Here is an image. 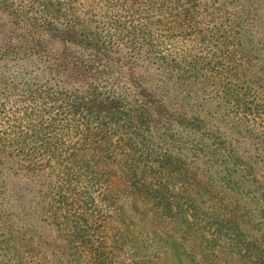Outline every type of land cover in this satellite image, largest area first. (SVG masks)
<instances>
[{
	"label": "trees",
	"instance_id": "trees-1",
	"mask_svg": "<svg viewBox=\"0 0 264 264\" xmlns=\"http://www.w3.org/2000/svg\"><path fill=\"white\" fill-rule=\"evenodd\" d=\"M178 1L92 0L93 26L74 0H0V154L23 163L0 156V207L38 264H264V141L191 104L206 69L225 113L264 123V83H232L236 55L264 66V0H215L233 38ZM175 31L225 54L162 58ZM11 235L0 264H24Z\"/></svg>",
	"mask_w": 264,
	"mask_h": 264
},
{
	"label": "rangeland",
	"instance_id": "rangeland-1",
	"mask_svg": "<svg viewBox=\"0 0 264 264\" xmlns=\"http://www.w3.org/2000/svg\"><path fill=\"white\" fill-rule=\"evenodd\" d=\"M74 1L75 3L71 6V11H75L77 17L85 20V22L90 21V23L95 26V20L99 19L100 17H95V14H101L102 12L93 9L95 8V4L92 3V0ZM178 2L183 3L184 0H179ZM193 14L196 17L195 21L197 23H206L208 24V27L214 29L215 31H218L217 36L224 35L225 32H227L226 34L230 35L231 38H233V29L232 27L230 29L228 26V20L229 18H232L233 11H226L222 9L218 4L215 3V0H201L199 7L196 8L195 11H193ZM172 40V44L165 40L161 50V57L176 64H182L181 62L184 56L196 57L199 59L201 58L206 61L213 60L216 62L219 61L225 54V49L222 48V45L216 48L215 43H206L204 45H196L192 43H189L188 45L183 44V42H181L180 40V31H175L174 33H172ZM170 53H172V56L167 57V55ZM256 54L257 52L255 51V53L248 54L246 55V57L241 58L239 55H236L235 57L236 59L234 64L236 65L235 70L237 72L236 74L239 81L232 79V83L235 84L239 82V85L237 87H245L244 92H242V94H244L245 96H251L253 95V92L256 91L260 93V87L263 85L262 83H264V66H261L262 61L258 59ZM164 56H166L167 58ZM249 57H252L253 59L250 63L247 61V58ZM243 81L245 82L240 83ZM253 83L257 85H253ZM214 84L215 81L209 78L206 69H202L198 84H192L193 91L196 92L194 93V98L191 100L192 106L194 104L193 102H196L197 105H203V108L205 110V112H203L204 118H209L211 115H213V118H215L214 121H218V118L222 116L229 123L230 127L235 128L236 130H242L243 132H251L252 140H254V142H260L261 144V141H264V123H261L259 121L260 116L252 115V113L243 117L241 113H237L235 114V116L225 113L224 109L221 108L224 105L223 100H220L219 98H217L216 100L213 99L215 96L217 97L218 94L217 86ZM262 110L263 109H261L260 112H262ZM0 156H3L6 164H13V167H16V164L23 165V163H21L19 159L8 157L7 155L2 153L0 154ZM55 177V173L52 174L50 172H45L43 174L36 175L35 179H38L37 183L49 184L54 183ZM11 232V236H13L14 238V246L21 253L24 264H38L37 262H43L41 256L42 254H39L37 256L33 251H31L29 254L21 251L23 245L26 243V239H28V235H25L24 224L19 222L16 218L9 216V213L6 212L3 207H0V242L5 240ZM49 234L55 237L57 232L51 229L49 230ZM18 245L21 246V248H18ZM24 249L30 251L28 249V246H25ZM34 249L39 250V248H37L35 245L33 246V250ZM43 252L47 255L46 260L49 258V264H51L52 257H48L49 254L46 250L42 249L41 253ZM12 255V252H5L0 250V262H5L9 258H11ZM46 264H48V261Z\"/></svg>",
	"mask_w": 264,
	"mask_h": 264
}]
</instances>
